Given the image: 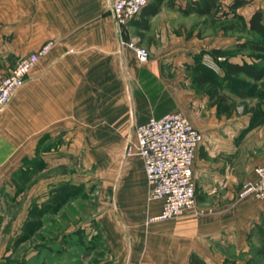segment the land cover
<instances>
[{"label":"crops","instance_id":"crops-1","mask_svg":"<svg viewBox=\"0 0 264 264\" xmlns=\"http://www.w3.org/2000/svg\"><path fill=\"white\" fill-rule=\"evenodd\" d=\"M258 1L255 4V0H246L236 11L248 7L250 11L243 17L247 21L256 8L264 10L263 0ZM19 2L27 10L43 12L39 26L46 29L37 34L32 48L46 38H51L54 44L33 65L0 111V255L3 259L11 251L4 188L21 165V158L34 153L41 137L60 138L63 153L116 150L133 138L137 123L151 116L178 111L190 122L192 114L205 112L202 110L205 96L193 86L190 72L184 66L189 58L179 55L181 52L173 45H154L164 42L166 34L172 35L171 20L181 13L187 14L183 10L189 1L148 0L119 30L108 10L111 0ZM129 40H135L147 50L146 61L137 60L125 43ZM241 56L237 54L236 59L228 61L240 63ZM262 81L264 76L256 81L254 93L258 95L237 96L239 100L233 104L235 111L220 115L217 134L214 130L211 134L204 130L214 126L211 119L193 125L205 131L203 152L198 151L201 142L193 152L195 191L213 196L198 199L195 208L208 211L184 210L177 217L146 222L147 215L159 210L160 200L145 205L142 182L130 185L125 182L122 194L134 199L137 205L127 210L121 208L120 212L118 207L99 214L97 219V231L110 264H199L200 260L221 264L220 244L242 237L241 233L230 231L234 227L229 223L231 215L232 218L235 214L244 215L249 220L264 215V198L253 203L250 199L239 202L232 197L237 198L243 181L252 179L254 166L264 161ZM136 169L145 181L140 157L126 158L122 171L132 174ZM228 208L232 212L225 211Z\"/></svg>","mask_w":264,"mask_h":264},{"label":"rangeland","instance_id":"rangeland-1","mask_svg":"<svg viewBox=\"0 0 264 264\" xmlns=\"http://www.w3.org/2000/svg\"><path fill=\"white\" fill-rule=\"evenodd\" d=\"M228 1L217 0L218 9L207 15L194 11L181 13L178 18L171 20L172 35L166 34L164 42L154 43L155 46L173 45L181 52L179 55L189 58V63H184V66L191 78L194 63H199L200 69L197 71H201L205 81L192 79V84L205 96L202 103L205 112L192 114L190 122L196 126L203 124L204 120L213 121V127H199L203 136V129L209 133L214 130L217 134L220 115L235 111L233 104L239 100L233 89L238 87L244 77L235 80L231 76L222 75L219 65L221 61L236 59L237 54L243 55L242 61L262 60L260 54L253 51L235 49V41L243 40L246 34L238 30L237 26L234 29L228 28L229 23L234 22L233 19L221 16V10L228 8ZM254 3L259 4V1L255 0ZM249 11L248 7L238 9L243 17ZM42 15V11L27 10L19 0H0V77H3L7 68L17 63L20 56L48 42V50L53 46L54 41L46 38L32 48L37 34L46 29L39 26ZM60 144L58 137H41L34 153L21 158V165L7 181L4 197L8 204L5 209L9 215L11 251L4 259L0 255V264H110L109 254L97 231L99 214L111 212L118 207L120 212L121 208L127 210L137 205L134 199L122 194L125 182L130 185L140 180L145 188L142 202L145 205L150 202L146 196L148 187L141 178L140 170H132V174L122 171L126 158L139 157L122 156V147L79 154L63 153ZM202 150L201 141L199 154ZM66 182L79 188L77 195L67 199L56 211H43L38 229L24 241L16 242L24 220L35 218L31 211L49 200L57 185ZM212 197L201 190L195 191V202ZM232 197L239 202L250 199L253 203L264 198L249 195ZM189 210L204 213L207 209H197L194 204ZM225 211L232 212L230 208ZM229 223L234 226L230 231L241 233L242 237L235 242L229 240V243L220 244L221 264H264V215L249 220L244 215L235 214L233 218L231 215Z\"/></svg>","mask_w":264,"mask_h":264},{"label":"built area","instance_id":"built-area-1","mask_svg":"<svg viewBox=\"0 0 264 264\" xmlns=\"http://www.w3.org/2000/svg\"><path fill=\"white\" fill-rule=\"evenodd\" d=\"M148 0H111L108 10L118 30L137 15ZM123 43V40H120ZM138 61H146L149 53L135 40L125 42ZM48 42L30 53L20 56L17 63L0 78V111L19 88L33 65L46 53ZM202 141V133L178 111L147 118L134 127L133 138L127 140L122 156H139L144 170L147 199L160 200L154 215L146 222L165 220L181 215L195 204V183L192 162L194 149ZM254 177L243 181L237 192L239 198L247 195L264 197V161L256 164Z\"/></svg>","mask_w":264,"mask_h":264},{"label":"trees","instance_id":"trees-1","mask_svg":"<svg viewBox=\"0 0 264 264\" xmlns=\"http://www.w3.org/2000/svg\"><path fill=\"white\" fill-rule=\"evenodd\" d=\"M246 0H229L227 3L228 8L221 10V16L227 18L228 16L233 19L234 22L229 23L228 28L234 29L237 26L238 30L243 31L246 37L243 40H238L234 47L236 50H247L260 54L262 60L259 62H247L242 61L240 63H233L223 59L221 61L220 68L222 75L231 76L233 79H241V83L238 87H234L235 94L239 97H251L253 96L256 81L262 79L264 76V10L262 8H256L251 12L247 21L244 20L241 13L237 12L236 9L241 5H244ZM264 3V0H263ZM217 0H192L183 10L185 13L196 12L197 14L211 13L218 9ZM220 16V17H221ZM219 17V18H220ZM193 76L192 79L197 81H205L203 74L200 69L199 63L193 65ZM79 188L71 185L70 183H61L57 185L51 193V198L42 202L41 207H37L31 211V215L34 219H26L23 222L22 232L18 236L16 242L24 241V239L31 236L41 225L40 215L43 211H56L58 210L67 199L77 195ZM199 264H206L202 260Z\"/></svg>","mask_w":264,"mask_h":264}]
</instances>
